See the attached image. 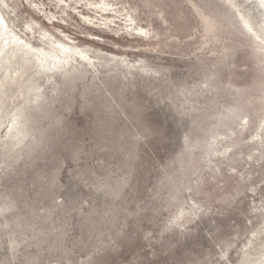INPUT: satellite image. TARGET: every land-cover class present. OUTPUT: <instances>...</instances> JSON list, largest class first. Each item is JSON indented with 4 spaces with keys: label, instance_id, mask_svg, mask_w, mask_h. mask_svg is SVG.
Wrapping results in <instances>:
<instances>
[{
    "label": "rangeland",
    "instance_id": "obj_1",
    "mask_svg": "<svg viewBox=\"0 0 264 264\" xmlns=\"http://www.w3.org/2000/svg\"><path fill=\"white\" fill-rule=\"evenodd\" d=\"M0 26L51 55L3 94L0 264H264V0H0Z\"/></svg>",
    "mask_w": 264,
    "mask_h": 264
},
{
    "label": "bare ground",
    "instance_id": "obj_2",
    "mask_svg": "<svg viewBox=\"0 0 264 264\" xmlns=\"http://www.w3.org/2000/svg\"><path fill=\"white\" fill-rule=\"evenodd\" d=\"M18 45L22 46L23 44L18 39L15 38L10 39L8 33L3 32L0 26V73L2 71L7 73L5 75L0 76V108L2 106L3 94L7 85L16 84L19 81V78L22 77L25 73V67H21L19 69L14 70L13 73H9L11 67H13L18 62H22L21 63L22 66L29 65L30 67L35 68V70L34 69L33 70L35 71L36 74L37 73L39 74L40 72L43 71L45 72V70L48 68L49 65L47 63V60L45 59L46 56L48 57L51 56L49 53L47 52L38 53L34 51L32 47H30L28 44H25L21 48L20 47L17 48ZM35 87H36L35 80L33 78L29 79L27 84L25 85V92L31 93L35 89ZM26 93L25 95H27ZM23 110H25L23 107L18 109V113L16 114V119L14 118L16 121L15 124H18L17 119L18 117H21V113ZM2 122L3 121L0 120V126L3 124ZM15 124L12 126V129H17L16 128L17 125ZM21 132H19L18 135ZM19 136L23 137V135H19Z\"/></svg>",
    "mask_w": 264,
    "mask_h": 264
}]
</instances>
